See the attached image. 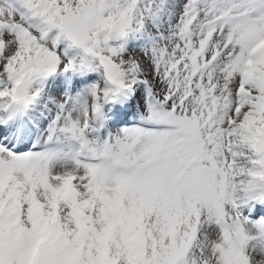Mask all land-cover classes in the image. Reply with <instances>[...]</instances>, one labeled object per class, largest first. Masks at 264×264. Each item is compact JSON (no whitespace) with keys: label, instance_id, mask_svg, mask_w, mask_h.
I'll return each mask as SVG.
<instances>
[{"label":"rangeland","instance_id":"obj_1","mask_svg":"<svg viewBox=\"0 0 264 264\" xmlns=\"http://www.w3.org/2000/svg\"><path fill=\"white\" fill-rule=\"evenodd\" d=\"M13 1L18 9L8 8L9 0L0 3L2 108L18 87L11 95L28 99L38 129L50 120L78 130L85 112L95 105L102 110L100 101L113 95L124 103L132 99L144 113L166 110L171 120L189 126V134L156 139L119 131L107 151L127 161L124 178L0 148V264H24L36 238L41 247L34 264H264L256 221L236 217L214 176L229 156L239 176L237 200L252 196L256 176H264V160L257 167L252 156L264 116V43L241 91H233L245 48L264 34V0H131L117 19L102 14L97 0ZM142 6L144 16L138 15ZM74 14L85 32L73 45L60 26ZM131 19L138 20L137 29ZM43 31L55 43L41 41ZM119 38L118 53L101 43ZM65 53L88 70L81 81L89 87V109L75 96H59L60 77L72 72ZM39 63L54 66L43 78L19 79ZM103 72L124 86L114 90ZM48 74L57 79L46 84ZM145 91L149 101L142 106ZM224 134L230 137L228 155ZM85 150L106 155L95 143ZM220 220L229 227L221 230Z\"/></svg>","mask_w":264,"mask_h":264},{"label":"water","instance_id":"obj_2","mask_svg":"<svg viewBox=\"0 0 264 264\" xmlns=\"http://www.w3.org/2000/svg\"><path fill=\"white\" fill-rule=\"evenodd\" d=\"M75 25L76 26H78L79 27V34H81V32H82V23L79 21V20H77V19H75ZM63 29H65V27L63 28ZM72 40L73 41H76L77 40V38H72ZM41 73H43V71L42 70H40V71H38L36 74H34V75H30V76H28V79L29 78H31V77H33V76H37V75H39V74H41ZM264 133V125L262 126V129H261V133ZM263 137V136H262ZM260 140H261V137H259V141H258V143H260ZM259 154H260V156H263L264 157V151L262 152V151H260V152H258ZM263 153V154H262Z\"/></svg>","mask_w":264,"mask_h":264},{"label":"bare ground","instance_id":"obj_3","mask_svg":"<svg viewBox=\"0 0 264 264\" xmlns=\"http://www.w3.org/2000/svg\"><path fill=\"white\" fill-rule=\"evenodd\" d=\"M48 73V72H47ZM61 76V75H60ZM47 78V77H46ZM39 81V80H38ZM44 82V81H43ZM5 94V93H4ZM3 94V95H4ZM2 105H3V103L2 102H0V106L2 107ZM5 105H7V100H6V102H5V104H4V106ZM136 105V104H135ZM32 106H33V104H32ZM32 108V107H31ZM0 131H1V129H0ZM5 141L6 142H8V144H11L12 142H10L9 140H7V139H5ZM61 159L63 160V157L61 156ZM241 177V176H240ZM237 178H238V176H237ZM237 190V189H236ZM239 190V189H238ZM240 192V191H239ZM242 193V192H241ZM245 192L243 191V194H244ZM238 194V193H237ZM240 197V196H239ZM243 197V196H242ZM247 197H250V196H247ZM251 200H255V199H251ZM251 200H247L248 202H251ZM239 204L241 205V207L243 208L244 206H243V204H245V201H243V202H239Z\"/></svg>","mask_w":264,"mask_h":264}]
</instances>
